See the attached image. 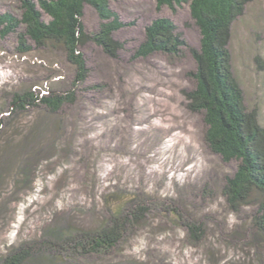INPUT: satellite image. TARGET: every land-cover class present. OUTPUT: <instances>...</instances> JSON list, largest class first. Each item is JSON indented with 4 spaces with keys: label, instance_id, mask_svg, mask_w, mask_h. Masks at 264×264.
<instances>
[{
    "label": "rangeland",
    "instance_id": "1",
    "mask_svg": "<svg viewBox=\"0 0 264 264\" xmlns=\"http://www.w3.org/2000/svg\"><path fill=\"white\" fill-rule=\"evenodd\" d=\"M109 8L124 24L113 34L122 49L116 59L107 57L93 43L81 49L89 69L84 86L96 90L81 92L77 105L68 111L79 126L71 135L78 145L71 150L72 160L61 168L40 165L30 189L15 190L11 181L9 186L0 183V256L11 247L42 237L44 227L55 218L71 216L78 224L92 220L93 192L101 201L100 193L105 195L114 187L146 191V200L156 203L167 199L180 206L184 200L200 218L210 212L213 221L231 225L242 219L240 225H245L249 210L233 216L219 194L200 200L207 187L220 191L237 162L224 163L207 149L203 116L187 106L184 92L195 86L190 73L196 67L189 49L197 51L200 45V32L189 4L157 8L156 0H111ZM21 12L20 0H0V15L9 13L19 19ZM159 18L169 19L185 40L183 57L170 61L165 55L154 54L133 59L144 40L145 27ZM81 20L87 33L99 28L100 19L91 6H84ZM20 31L0 34L2 130L11 124L7 91L30 88L44 94L47 89L60 90L74 73L55 52L17 54ZM229 49L245 106L257 112L264 126V0H253L246 7L233 26ZM31 114L24 115L22 121H32ZM157 223L166 228L161 231ZM152 225L125 244V253L147 260L154 250L164 264H208L202 248H193L181 229L159 219ZM218 264L250 261L229 250Z\"/></svg>",
    "mask_w": 264,
    "mask_h": 264
},
{
    "label": "trees",
    "instance_id": "2",
    "mask_svg": "<svg viewBox=\"0 0 264 264\" xmlns=\"http://www.w3.org/2000/svg\"><path fill=\"white\" fill-rule=\"evenodd\" d=\"M110 1L20 0L19 19L9 13L0 15L2 36L21 28L17 54L55 52L74 72L60 90L47 89L44 94L30 88L6 92L11 114L9 128L2 130L0 120V183L5 186L11 181L15 190L30 189L40 165L61 168L72 160L71 150L78 145L71 135L79 126L68 111L77 105L81 92L96 90L84 86L89 69L81 49L93 43L112 59L118 58L122 49L113 34L124 24L110 10ZM252 1L156 0L157 8L189 4L191 18L200 32V45L197 51L189 49L196 67L190 73L195 86L184 92L187 106L203 116L207 149L224 163L237 162L234 173L225 176L220 191L207 187L209 190L204 189L200 200L214 199L219 194L233 216L249 210L245 225L241 226L242 219L231 225L213 221L210 212L200 218L184 200L180 206L167 199L156 203L146 200V191L114 187L105 195L100 193L101 201L93 192L92 220L78 224V219L72 220L71 216L55 218L44 227L42 237L11 247L0 256V264H164L154 250L148 253L147 260H139L124 249L129 240L145 228H152L158 219L181 229L193 248H202L208 264H218L229 250L243 254L250 264H262L264 126L257 112L245 106L244 93L232 72L229 49L233 26ZM86 5L100 19L99 28L93 33H87L82 24ZM185 47L175 25L167 18H159L145 27L144 40L132 58L162 54L175 61L183 57ZM29 112L32 121L24 123V115ZM98 207L100 213H95ZM158 225L161 231L166 228L163 223ZM213 242L219 247L214 248Z\"/></svg>",
    "mask_w": 264,
    "mask_h": 264
}]
</instances>
